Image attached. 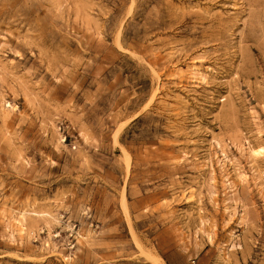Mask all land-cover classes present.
Segmentation results:
<instances>
[{
	"label": "rangeland",
	"instance_id": "374dc122",
	"mask_svg": "<svg viewBox=\"0 0 264 264\" xmlns=\"http://www.w3.org/2000/svg\"><path fill=\"white\" fill-rule=\"evenodd\" d=\"M0 264H264V0H0Z\"/></svg>",
	"mask_w": 264,
	"mask_h": 264
}]
</instances>
